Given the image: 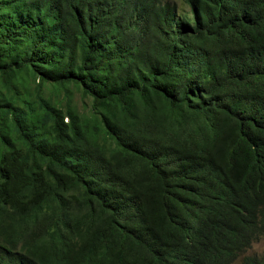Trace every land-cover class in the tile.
I'll return each instance as SVG.
<instances>
[{
  "label": "trees",
  "instance_id": "obj_1",
  "mask_svg": "<svg viewBox=\"0 0 264 264\" xmlns=\"http://www.w3.org/2000/svg\"><path fill=\"white\" fill-rule=\"evenodd\" d=\"M262 237L264 0H0V264H264Z\"/></svg>",
  "mask_w": 264,
  "mask_h": 264
},
{
  "label": "rangeland",
  "instance_id": "obj_2",
  "mask_svg": "<svg viewBox=\"0 0 264 264\" xmlns=\"http://www.w3.org/2000/svg\"><path fill=\"white\" fill-rule=\"evenodd\" d=\"M178 4H179V7H183V5H181L182 3L178 2ZM48 93H50V90H48ZM74 101L75 103L79 104V106H81L82 100L80 98V94L75 93ZM263 252H264V237H262L258 242L252 245V247L246 253V256L260 255Z\"/></svg>",
  "mask_w": 264,
  "mask_h": 264
}]
</instances>
